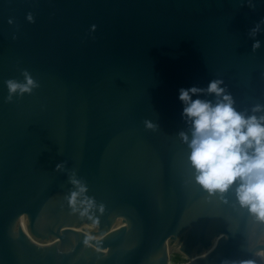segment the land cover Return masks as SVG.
<instances>
[{
	"label": "water",
	"instance_id": "water-1",
	"mask_svg": "<svg viewBox=\"0 0 264 264\" xmlns=\"http://www.w3.org/2000/svg\"><path fill=\"white\" fill-rule=\"evenodd\" d=\"M261 20L264 0H0V264H264V223L208 196L178 137L180 88L264 105ZM25 70L39 87L6 102Z\"/></svg>",
	"mask_w": 264,
	"mask_h": 264
},
{
	"label": "clouds",
	"instance_id": "clouds-1",
	"mask_svg": "<svg viewBox=\"0 0 264 264\" xmlns=\"http://www.w3.org/2000/svg\"><path fill=\"white\" fill-rule=\"evenodd\" d=\"M248 7L254 9L255 5L249 3ZM261 24L264 20L249 31L255 41L253 51L261 47V42L255 40L261 32ZM22 75L23 82L16 79L6 81V102H12L14 96L31 94L39 87L28 71H23ZM222 85V79H212L206 88L179 89L182 119L189 126L191 136L180 131L178 137L190 150L187 161L195 183L208 196H216L225 203L231 192L241 209H245L255 221L264 223V105L253 106L251 114L247 109L238 111L233 96ZM202 96L214 99L200 98ZM144 125L148 130L158 129L151 120H145ZM63 168L62 163L56 165V170ZM69 182L76 189L66 197L69 207L77 212L81 210L78 205L83 206L82 214L86 213L93 201L85 195L88 190L85 183L77 178L75 170L69 172ZM222 264L229 262L223 261Z\"/></svg>",
	"mask_w": 264,
	"mask_h": 264
},
{
	"label": "bare ground",
	"instance_id": "bare-ground-1",
	"mask_svg": "<svg viewBox=\"0 0 264 264\" xmlns=\"http://www.w3.org/2000/svg\"><path fill=\"white\" fill-rule=\"evenodd\" d=\"M92 247V246H91ZM167 261L170 264H187L188 263V258L187 257H182L180 254L177 252L169 249Z\"/></svg>",
	"mask_w": 264,
	"mask_h": 264
},
{
	"label": "rangeland",
	"instance_id": "rangeland-1",
	"mask_svg": "<svg viewBox=\"0 0 264 264\" xmlns=\"http://www.w3.org/2000/svg\"><path fill=\"white\" fill-rule=\"evenodd\" d=\"M170 264V263H169ZM173 264V263H172Z\"/></svg>",
	"mask_w": 264,
	"mask_h": 264
}]
</instances>
